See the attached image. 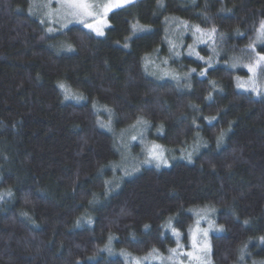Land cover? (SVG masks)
<instances>
[{"label": "trees", "instance_id": "obj_1", "mask_svg": "<svg viewBox=\"0 0 264 264\" xmlns=\"http://www.w3.org/2000/svg\"><path fill=\"white\" fill-rule=\"evenodd\" d=\"M162 2L110 13L104 37L74 25L52 38L31 0H0V191L11 192L0 201V264H126L106 251L112 243L136 256L165 252L175 247L169 218L187 243L191 210L204 207L224 227L211 236L213 264H240L245 243L246 264L264 261V99L237 87L251 76L242 65L264 0ZM137 22L151 31L123 47ZM182 22L217 29L215 49H198L213 61L206 76V63L187 55L192 37L171 58L169 27ZM57 41L75 50L59 52ZM145 58L174 75H154ZM99 108L111 114L110 130ZM141 117L150 139L172 151L170 166L124 178L115 134Z\"/></svg>", "mask_w": 264, "mask_h": 264}, {"label": "snow or ice", "instance_id": "obj_2", "mask_svg": "<svg viewBox=\"0 0 264 264\" xmlns=\"http://www.w3.org/2000/svg\"><path fill=\"white\" fill-rule=\"evenodd\" d=\"M136 0H55V7L53 6V0H47L42 6L48 9V16L50 22L56 23L60 22L61 29L67 28L70 24H80L83 28L88 29L90 33L95 34L98 37H104L106 35L105 29L110 27L109 23V14L113 13L118 9L127 8L130 5H133ZM160 6H163L162 0H158ZM30 14H31V6H30ZM55 16V19L52 17ZM44 20H41V23H44ZM183 23L185 28L188 27L187 23ZM194 32L199 33L198 39L200 42L207 44L211 41L213 44L216 42V34L217 29L215 26L211 27L208 30L202 29L199 25H195ZM48 33H52L54 31L53 28L47 29ZM151 31L150 28H147L143 25H140L138 22L131 25V34L125 38L126 42L123 47H129V43L127 41L132 40L133 36H137L139 33ZM254 38L250 41L247 46L248 50V62L243 64L242 66L247 68V71L251 73L250 78L247 81H241L239 77H237V87L243 89L246 92L254 93L257 97L264 99V47H261L260 50H257V45L264 46V19H261L258 23V26L254 28ZM238 35H243L237 30ZM207 37V39H205ZM175 47V45H172ZM68 51H74L70 45L68 46ZM195 53V48H192L189 51V55ZM197 57L201 60L204 57L199 56L198 53H195ZM179 55V53H177ZM146 65L149 63L147 58ZM207 67H205L199 75L206 76L208 74V69L213 67V61L211 58L205 61ZM233 67L236 66L234 63ZM192 71H196L192 69ZM213 88L216 87L215 82H212ZM64 88L66 93L69 92L64 85H61ZM71 98V97H69ZM76 99H81V97L76 96ZM209 100L212 99V96L209 95L207 97ZM111 111V110H109ZM217 117L211 116L206 117L209 123H212ZM137 124L147 125L148 121L141 118L137 119ZM101 127H105L104 124H101ZM135 127V125H133ZM163 125L160 126L158 131H162ZM224 132H221L219 136L216 138L217 145L222 143L224 139ZM133 141L137 140V137L133 135L131 137ZM187 159L191 162V153L188 154ZM144 163H155L157 168L159 167H169L168 158L165 155L164 149L161 145L152 144L151 147L147 149V158ZM7 195H11L9 191L6 193ZM0 199H3V194H0ZM208 210H204V214L196 213L197 219L195 221V227L189 229L190 233V248L191 250L184 251V245L180 243L181 233L178 228L174 226L172 218H169L166 230L171 231V233L176 237L177 248L169 249L171 253L167 259L172 260L174 258H179L180 255H183L188 261L189 264H211L210 254H211V244L208 240L210 231H224V227L222 225H216L215 221L212 219H208L207 216ZM205 221L207 223V227H201V222ZM91 223V220L88 221ZM80 221H77L79 224ZM248 221H245L247 224ZM165 227V226H162ZM147 229L148 226L145 225ZM198 236L200 237L198 239ZM111 239V238H110ZM260 243H264V236L259 237ZM156 254V258L163 261L165 257L159 254L158 250L153 248L152 252L148 254V256L144 257V260H148L152 258L153 254ZM248 245L245 243L239 249V257L238 260L240 264H246L245 256L248 255ZM136 264H141L140 260L136 261ZM180 264H184V261H180ZM253 264H256L253 261ZM260 264H264V261L260 262Z\"/></svg>", "mask_w": 264, "mask_h": 264}, {"label": "rangeland", "instance_id": "obj_3", "mask_svg": "<svg viewBox=\"0 0 264 264\" xmlns=\"http://www.w3.org/2000/svg\"><path fill=\"white\" fill-rule=\"evenodd\" d=\"M138 1V0H136ZM47 0H31V15L34 16L35 18H37L40 22L41 20H44L45 22L42 23L45 28L46 31L48 28H53L54 31L52 33H48V35L52 38L57 37L60 33L66 31L67 29H69L70 27L74 26V25H80V24H70L67 28H63L61 29V24L60 22H56V23H52L50 22L49 16H48V9L44 8L42 5L44 3H46ZM53 6L55 7V0H53ZM52 19H55V16L52 17ZM82 26V25H80ZM109 28V27H108ZM107 28L105 29L106 32ZM169 35H170V39H171V43L173 45H175V47L173 48V55H172V59H179L180 55L182 53V51L184 50V42H181L182 39H184L185 36L187 37H192V44L189 46L188 51H187V55L190 57H193L199 61H202L203 63H205V61L209 60L206 59L204 56L201 55V53L198 51V49L201 46H209L210 48H212L213 50L215 49V45L213 44L211 41H209L207 44L200 42V40L198 39L199 37V33H195L194 29H191L189 27L185 28L184 26H182L179 23H176L174 26H170L169 27ZM205 39H207V37H205ZM58 47L57 50H59V52H64V53H68V52H73V51H68V46L70 45L72 48L73 46L65 41H57L55 43H52L51 46ZM56 44V45H55ZM53 46V47H54ZM195 48V53H198L199 56L204 57L203 60L199 59L197 57V55L195 53H193L192 55H189V51ZM74 49V48H73ZM177 53H179V55H177ZM148 67L151 73H153L154 75L160 76L161 78H170L171 75H174L172 70H169L168 67H165V69L163 70V68H161L158 64V62L156 63L155 61L151 62L149 61L148 63ZM250 78V77H249ZM248 78V79H249ZM172 79V81L176 82L177 84H184V82L187 80V77L185 78V76L182 77H177L174 76ZM248 79H240L241 81H247ZM243 90V89H241ZM244 91V90H243ZM66 96L69 98V100L71 101H75V102H82V96H79L78 94H74L71 91H69L68 93H66ZM79 96L81 97V99H76L75 97ZM99 112H101L100 114L103 115L106 120L108 119V123H102L105 125V127L103 128H107L108 130L111 129V114L106 110V109H102L99 108ZM133 125H135V127H133ZM130 127H128L125 130L116 132V137L119 138V144L123 149V158L121 159V161L115 166L117 170H119L122 173V177H128L131 174H135L138 170H140V168L142 167H150V166H155V163H144L145 159L147 158V149L149 147H151V145L154 144H158L161 145L159 143L154 142L153 140L150 139L149 134L150 131L152 130L151 125L148 123L147 125L144 124H133ZM159 131H155V135H158ZM135 135L137 137V140L133 141L131 139V137ZM162 146V145H161ZM165 152L166 157L168 158V163L170 162V156L172 155V151L168 150L166 147L162 146ZM135 153V154H134ZM138 153V154H136ZM163 167V166H162ZM161 168V167H159ZM109 186V185H108ZM0 194H3V199L6 198V194L0 191ZM5 196V197H4ZM3 199H0V201H2ZM204 210H208L207 212V216L208 219H212L214 220L215 218V209L212 207H204V208H195L191 210V213L195 216V221L197 219V215L196 213H201L204 214ZM214 210V211H213ZM195 227V223L192 225L191 228ZM201 227H207V223L205 221L201 222ZM223 232V231H222ZM220 231H210L209 232V236H208V240L211 244V236L214 234H220L222 233ZM171 233V231H170ZM172 238L175 241V247H171L168 248V250H166L165 252L158 250L159 254L162 255L163 257H165V259L163 261H161L160 259L156 258V254L154 253L152 258L148 259V260H144V257L148 256V254L152 251H150L149 253L142 255V256H136L131 254L130 252H128L127 250H118L115 249V247L113 246L114 243H112V246H110V248H107V252H109V254H111V257H120L122 258L126 264H136L137 260L141 261V264H180V261H184V264H189V261L183 256L180 255L179 258H174L172 260L167 259L168 256L171 255V253L169 252V249H173V248H177V243H176V237L171 233ZM200 237L198 236V239ZM180 243L182 245H184V251H188L191 250L190 248V233H188V239H187V243L183 242V236L181 234L180 237ZM110 244L107 243V245L105 246V248ZM104 248V249H105ZM210 259H211V264H213V260H212V256L210 254ZM260 264V263H259Z\"/></svg>", "mask_w": 264, "mask_h": 264}]
</instances>
